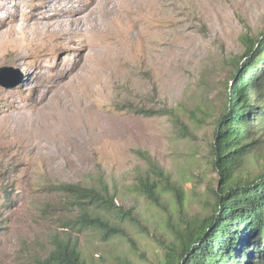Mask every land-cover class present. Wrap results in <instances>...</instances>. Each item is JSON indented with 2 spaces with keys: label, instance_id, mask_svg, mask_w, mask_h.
<instances>
[{
  "label": "rangeland",
  "instance_id": "obj_1",
  "mask_svg": "<svg viewBox=\"0 0 264 264\" xmlns=\"http://www.w3.org/2000/svg\"><path fill=\"white\" fill-rule=\"evenodd\" d=\"M78 1L0 0V69L24 80L14 89L0 86V264H35L54 240L70 235L87 264H165L161 244L173 240L167 223L214 211L212 190L220 187L214 129L246 36L257 41L264 33V0H160L166 11L147 44L156 59L113 39L117 57L98 64L87 61L85 36L56 43L30 30L36 19ZM78 74L82 82L54 107V91ZM258 123V143L239 178L264 172ZM149 162L181 186L179 199L160 189L157 201L136 192ZM65 184L108 187L121 213L106 217L123 232L104 241L92 231L65 229L81 213L60 190Z\"/></svg>",
  "mask_w": 264,
  "mask_h": 264
},
{
  "label": "trees",
  "instance_id": "obj_2",
  "mask_svg": "<svg viewBox=\"0 0 264 264\" xmlns=\"http://www.w3.org/2000/svg\"><path fill=\"white\" fill-rule=\"evenodd\" d=\"M246 40L243 62L227 84L226 109L214 129L212 163L220 175V187L212 190L214 211L202 219H181L177 226L167 223L173 240L161 244L165 264H264V172L241 178L236 175L258 143L255 124L264 125V33L257 41L247 36ZM149 164L146 175L138 178L136 192L157 201L160 189L179 199L181 186L160 165ZM153 177L159 178L162 189ZM60 190L81 210L65 224L69 232L92 231L104 241L123 232L106 217L121 213L108 187L65 184ZM35 264L87 262L79 241L70 235L54 240L50 254Z\"/></svg>",
  "mask_w": 264,
  "mask_h": 264
},
{
  "label": "bare ground",
  "instance_id": "obj_3",
  "mask_svg": "<svg viewBox=\"0 0 264 264\" xmlns=\"http://www.w3.org/2000/svg\"><path fill=\"white\" fill-rule=\"evenodd\" d=\"M66 1H68V0H66ZM163 7L164 6L162 5L160 0H79L77 5H75L73 2L70 6H68L66 8V9L69 8L67 11H63V12H60V13H57L54 15L52 14L51 16H47V17H44L42 19H36L35 22L33 21L34 23L31 22L33 24H32V27L30 28V30L32 31V33L35 36L48 37L53 42H56V43H57V41L60 42V40H63L64 38H66L67 36H69L73 33H78L81 35V37L85 36V39L88 40V41L86 40V42H88L87 44H89L87 47H89V50H90L88 52V54H89L88 59H87L88 62H92V63L94 62V63L98 64V62H104L105 60H110V59H114L115 57H117L116 55H118V53L114 51V49H116V48H113V44L110 43V40H113V39L114 40L120 39V42L122 44V48L125 50L127 49V47H128V49L133 48V45H135L137 47L139 46V48H140L139 52L140 53L143 52L142 49L146 50L145 54L148 56V58H150V60L153 61L154 58L156 59L157 56L155 55L153 49L147 47L148 46L147 44H149L150 38L155 35V32H156L155 28H157L156 24L162 22V20H160L161 18H159V16H160V14H163L166 11V9H163ZM144 20H151L149 22L153 24L154 30L150 28L151 26L148 27ZM152 24H150V25H152ZM27 36H29V35H26V37ZM81 37H79V38H81ZM9 38H11V37H9ZM79 38H78V40H79ZM67 39H69V38H67ZM76 39H77V37H76ZM76 39H74V40H76ZM80 41H81V39H80ZM10 42H11V40H10ZM17 42H18V40H17ZM41 42H42V40H41ZM45 42H46V40L43 43H45ZM117 42H119V41H117ZM43 43H41V44H43ZM114 44L118 45V43H114ZM54 46H55V44H54ZM84 47H85V45H84ZM125 55H126V53H125ZM82 69H83L82 74H84V73L88 74L87 73L88 72V66L87 65L84 66V68L82 67ZM82 76L84 77L85 75H81V78H80V74L73 76L71 78V80L68 81V83H66L65 85L63 83L61 88L60 87H59L60 89L58 88L59 90L54 91L55 92L53 94L54 96L51 97L53 100L56 101V103L54 104V107H55V105L57 107V105L60 104L64 98H68L69 87L75 88L79 82H82L81 81ZM51 98H49V99L51 100ZM46 101H48V100H46ZM53 102H52V104H53ZM62 106H63V104H62ZM48 108H50V106ZM45 109H44V112H45ZM63 109H64V107H63ZM42 111H43V109H42ZM48 111H49V109H48ZM64 112H65V110H64ZM49 114H50V112L48 113V115ZM16 118L18 119V117H16ZM10 120L11 119H9V121ZM7 121H8V119H7ZM18 125H19V123H18Z\"/></svg>",
  "mask_w": 264,
  "mask_h": 264
},
{
  "label": "water",
  "instance_id": "obj_4",
  "mask_svg": "<svg viewBox=\"0 0 264 264\" xmlns=\"http://www.w3.org/2000/svg\"><path fill=\"white\" fill-rule=\"evenodd\" d=\"M9 73H17L9 74ZM23 76L19 75V72H15L12 68H1L0 69V86L7 89H14L23 83Z\"/></svg>",
  "mask_w": 264,
  "mask_h": 264
}]
</instances>
